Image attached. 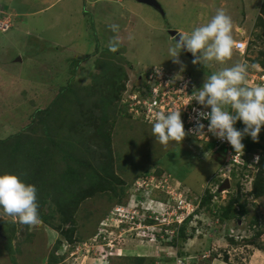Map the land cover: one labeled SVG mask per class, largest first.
I'll return each instance as SVG.
<instances>
[{"label": "rangeland", "instance_id": "obj_1", "mask_svg": "<svg viewBox=\"0 0 264 264\" xmlns=\"http://www.w3.org/2000/svg\"><path fill=\"white\" fill-rule=\"evenodd\" d=\"M157 1L164 16L137 0H0V139L20 132L25 136L32 113L46 108L57 90L69 84L76 96L81 95L75 104L81 106L79 115L86 118L77 130L85 135L83 139L87 143L95 141L89 135L96 131H86L87 118L93 115L97 120L100 106L95 100L102 90L96 85L114 70L119 72L120 83L125 80L129 89L132 85L139 86L144 72L156 66L192 76L200 89L208 76L243 62L248 65L246 85H264L260 79L264 76L262 67L252 63L264 59V26H258L257 21L264 20V0ZM218 9L231 17L233 39L247 43L246 49L233 50L231 58L223 63L210 61L195 65L194 57L181 51L179 59L183 67L173 63L168 49L175 42L167 30L190 34L194 28L206 24ZM111 24L119 25L118 31L113 32ZM237 27L244 32L240 33ZM110 40L118 41L114 52L109 50ZM83 102L87 104L85 108ZM117 114L115 120L111 113L109 118L113 126L109 131L110 162L119 180L115 186L124 188V192L118 199L110 191H95L79 202L74 237L80 240L77 243L86 245L66 248L68 245L57 230L58 206L53 201L54 189L50 188V183L57 180L53 175L59 171L57 164L44 163L43 155L35 148L29 149L28 154L22 150L20 160L27 158L26 163L15 175L22 182L26 176L25 184L38 187L37 205L44 207L40 215L46 221L28 227L0 211L5 237V241L0 238V264H51L53 254L63 255L65 264H133L136 257H143V264L187 261L188 264H264V252L246 242L260 229L263 233L254 241L257 245L264 243V195L256 199L250 195V182L255 179L257 168L249 165L227 174L221 171L224 157L214 150L212 142L197 141L186 135L181 143L171 141L165 146L153 136V124ZM263 128L258 135L262 146ZM24 138L23 145L29 144L28 135ZM96 149L91 147L84 157L78 158L94 170L97 158L105 160V156L96 154L99 153ZM4 173L0 170V174ZM43 174L47 179H41ZM224 178L229 179L230 189L213 198L212 214L236 193V183L241 186V200L247 202V214L225 226L202 214L204 209L200 207L198 215L186 226L187 237L192 233L190 239L171 246L169 241L178 224L169 223L167 217L181 215L175 207L177 202L189 200V209L190 202H197L205 190L216 192V183ZM157 183L161 189L150 192L148 184ZM89 186L90 182L81 183L82 188ZM45 192L49 194L43 205L38 200ZM45 206L50 208L47 210ZM149 217L152 225L147 222ZM255 217L258 225L251 226ZM121 220L127 225L119 229ZM166 225H169L168 236L162 237L160 233ZM229 238L236 243H230ZM57 240H64L60 247H56ZM74 250L77 254L71 256ZM177 253L183 254V258ZM173 258L174 263L168 261Z\"/></svg>", "mask_w": 264, "mask_h": 264}, {"label": "trees", "instance_id": "obj_2", "mask_svg": "<svg viewBox=\"0 0 264 264\" xmlns=\"http://www.w3.org/2000/svg\"><path fill=\"white\" fill-rule=\"evenodd\" d=\"M262 12L264 13V9ZM257 21L258 26H264L263 19L259 18ZM252 63L259 64L264 71V59L253 60ZM118 76L119 72L114 70L112 74L108 73V77L103 76L100 84L96 85L102 90V95L99 99L97 98L95 100L100 106V111L98 110L99 116L96 118L97 120H95L93 115H89L87 118L89 123L86 128V131H92L93 129L96 131L95 134L89 135V137L94 138L95 141L87 143L88 140L83 139L85 138V135L79 134L77 130L82 119L86 118L79 115L80 113L78 111L81 109V106L78 107L75 104V102H79L78 98L81 96V93L79 94L80 96H76L78 94L71 88H68L69 84L57 90V93L54 95L46 108L36 109L32 113L31 123L24 130L26 131V135L29 137V144L23 145L25 139L24 137L26 135L22 136L23 133L21 132L17 134H9L6 138L0 139V170L5 173L12 171V174H18V172L24 167L27 159L24 158L21 162L20 157H23L21 154L23 152L22 150H27L26 153L28 154L29 149L32 150V148H35L38 153L43 155L44 163L52 161L57 164V169L59 171L53 173L57 180H53V182L50 183V188L54 189L53 195L56 198L53 201L55 205L58 206V209L55 210L57 215L56 217L59 222L57 230L61 233V236L65 241L63 240V242L62 240H57L56 247L61 246L60 242L69 244L70 249L74 248L76 244H80L77 243L80 240L78 241V239L74 237V218L79 202L83 201L87 197H91L95 191H110L113 195L117 196L118 199L123 195L124 188L115 186V182L118 183L119 180L116 178L110 162L112 157L110 151L109 131L113 126L112 123L109 122V118L111 113V117L115 120L118 116L117 113H119V115L123 114L129 120H132L121 104L124 93L126 91H130V89L135 90L136 86L132 85L129 89V87L126 86L125 80L120 83L117 79ZM113 80L116 82H112ZM86 105L87 104L83 102L82 106L84 108ZM76 108H78V110ZM234 127H236L237 130H242L244 125L241 121H237ZM187 136L191 137L190 135ZM242 143L244 145L245 153H257L259 155V160L257 164H255L258 172L255 179L252 181L250 195H252L254 199L260 198L264 195V146L259 144L258 141L254 142L250 136H245ZM91 147H93L94 150L97 148L96 151H99V153L96 154L99 157L105 156V160L103 159V161L97 158L98 161H96V170L91 168L90 164H87L86 161L78 159L84 157ZM216 152L218 153L221 151L218 150ZM49 153L53 157L50 156ZM243 169H245V167ZM86 172L87 175L90 173L88 176L86 175L87 178L83 175V173ZM42 177L47 179L48 176L43 174L41 179ZM23 178V182L26 183L25 179L27 177L23 176ZM83 182H90L89 188H82L81 183ZM216 185H218V182ZM35 188L37 190L38 187ZM240 188V184L236 183V193L231 196L225 206L221 208L219 207L217 211L213 212V214L212 210L215 206H211V202L213 198L218 195V193H211L209 190H205L200 199V207L204 209L202 214H206V216H209L212 220L217 219L225 226L230 221L241 219V217L247 214L248 211L246 207L247 202L245 200H241V193H239ZM47 194L49 193H42L38 202L41 200L43 205H46L45 197L47 198ZM36 197L38 199L37 194ZM43 208L44 207H40L38 205L39 219L42 222L46 221L44 219L45 217L40 215V212H43ZM45 208L48 210L50 207L45 206ZM195 214H198V212ZM191 220L192 216L186 218L183 223L177 227L174 235L169 241L171 246L177 245L179 241H186L190 239L192 233L187 237L185 230L187 224L191 222ZM250 225H258L256 217L251 220ZM118 228L122 229V226H119ZM192 229L194 230V228ZM262 233V230H256L251 239L246 242L250 245L254 244L256 246H254L255 248L264 252V243H262V245H257L254 241L255 239H259ZM228 241L230 243H234L232 238H229ZM177 255L179 258H183V254L177 253ZM50 258L51 261L49 263L52 262L51 264H57L65 257L63 255L53 254ZM189 259L191 258L189 257ZM168 261L174 263V258ZM143 262V257H136L133 260V264H143ZM186 263L188 264L189 262L187 261ZM192 264H195V262Z\"/></svg>", "mask_w": 264, "mask_h": 264}, {"label": "clouds", "instance_id": "obj_3", "mask_svg": "<svg viewBox=\"0 0 264 264\" xmlns=\"http://www.w3.org/2000/svg\"><path fill=\"white\" fill-rule=\"evenodd\" d=\"M109 27L113 32L119 29L117 24H111ZM232 29L231 17L226 14L225 10L218 9L206 24L194 28L190 34H181L175 38L174 46L168 49L170 59L173 63L181 64L183 67L179 59L183 50L194 57L192 58L194 65L210 61L223 63L231 58L233 49L237 47L232 36ZM117 48L118 41L110 40L109 50L114 52ZM157 74H160V70L157 71ZM247 75L248 65L241 62L208 76L202 87L196 91L193 99L201 106L199 109L193 108L195 116L189 117L190 121H194V127L185 131L180 110L169 113L158 111L152 125L153 136L165 146L171 141L181 143L188 134L205 136V125L201 121L207 120L208 133L220 141H227L236 153H243V138L250 136L254 142H257L261 127L264 126V85L247 86ZM188 83V81L184 83L185 88ZM203 109H210V111ZM237 121L243 123L242 130H237L234 127ZM258 160L257 153H245L243 168L246 169L249 165L256 168L255 164ZM250 184L252 183L250 182ZM155 185L148 184V190L153 192V190L161 189V186L156 188ZM36 192L34 185L25 184L14 174H0V211L21 225L33 227L39 224ZM199 208L200 204L184 220L190 216L196 217L198 214L195 213ZM147 222L153 223L151 218ZM122 223H119L117 228L127 225ZM168 227L169 225H166L162 229L160 233L162 237L168 236V233L165 232Z\"/></svg>", "mask_w": 264, "mask_h": 264}, {"label": "built area", "instance_id": "obj_4", "mask_svg": "<svg viewBox=\"0 0 264 264\" xmlns=\"http://www.w3.org/2000/svg\"><path fill=\"white\" fill-rule=\"evenodd\" d=\"M236 45L237 47L234 49L237 51L245 50L247 47V43H243L242 41H236ZM159 70L160 74L158 75L157 71ZM263 78L264 76L260 77L262 83H264ZM186 81L189 83L185 88L184 83ZM139 83L140 85L136 86L135 90L127 91V93L125 92L124 95L126 94V96L122 98L121 106L124 107L129 116L147 124H153L154 117L158 111L169 113L174 110H180L185 131L187 132L188 129L194 127V121H190L189 117L195 116L193 108L199 109L201 106L193 100L196 91L199 89L190 75L179 72L172 73L165 70L162 66H156L146 70L142 79L139 80ZM203 110L210 111V109ZM201 122L205 125V136L188 135L199 141L212 142L214 144V150H220L222 152L224 157L222 172L227 171V174H230L234 169L243 168L245 164V153H236L227 141H220L212 136L211 133L207 132V120H202ZM222 175L226 177V174ZM155 187H159V183L156 184ZM200 199L201 198H199L197 202H190L189 209L187 208L189 206V201L179 200L175 207L181 215L178 217L177 213H173V216L167 217L168 222L180 225L185 217L189 216L190 213L194 212L199 207ZM116 219L119 220L118 218ZM165 232H167V230H165ZM67 245L66 248L69 247V244ZM81 245L85 246L86 243L78 244V246ZM82 248L84 247H77L78 250ZM74 254H77L75 250L72 251L71 256ZM65 259L66 258L61 260L59 264H65Z\"/></svg>", "mask_w": 264, "mask_h": 264}, {"label": "water", "instance_id": "obj_5", "mask_svg": "<svg viewBox=\"0 0 264 264\" xmlns=\"http://www.w3.org/2000/svg\"><path fill=\"white\" fill-rule=\"evenodd\" d=\"M137 2L155 9L157 12L161 14V16H164V11L160 3L157 0H137ZM167 33L170 36V38L174 40V42H175V38H178V35H181L176 30H172V29L167 30ZM183 52L189 57H193L189 52H186V51H183ZM229 189H230L229 179L225 178L218 184L216 192L220 193L225 190L228 191ZM2 237H3L2 226L0 225V238Z\"/></svg>", "mask_w": 264, "mask_h": 264}, {"label": "crops", "instance_id": "obj_6", "mask_svg": "<svg viewBox=\"0 0 264 264\" xmlns=\"http://www.w3.org/2000/svg\"><path fill=\"white\" fill-rule=\"evenodd\" d=\"M237 30L240 31V33L244 32V29L241 28V27H240V28L237 27ZM233 50H234V49H233Z\"/></svg>", "mask_w": 264, "mask_h": 264}, {"label": "flooded vegetation", "instance_id": "obj_7", "mask_svg": "<svg viewBox=\"0 0 264 264\" xmlns=\"http://www.w3.org/2000/svg\"><path fill=\"white\" fill-rule=\"evenodd\" d=\"M2 235H3V234H2ZM1 239L5 241V237H4V236H3Z\"/></svg>", "mask_w": 264, "mask_h": 264}]
</instances>
